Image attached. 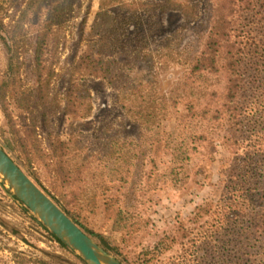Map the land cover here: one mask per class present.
Instances as JSON below:
<instances>
[{"label":"trees","instance_id":"trees-1","mask_svg":"<svg viewBox=\"0 0 264 264\" xmlns=\"http://www.w3.org/2000/svg\"><path fill=\"white\" fill-rule=\"evenodd\" d=\"M105 4L95 19L104 30L85 41L62 94L57 90L62 19L82 0H0L3 148L125 264L123 246L135 241V230L149 234L147 205L154 194L166 184L179 191L199 185L201 163L217 162L224 150L228 157L220 160L219 178L210 185L196 225L181 235L180 249L163 257L158 245L146 250L140 264H244L241 0ZM164 15L182 16L196 29L204 26L199 48L180 59L181 30L168 21L159 32L144 29L152 26L145 16L152 21ZM174 67L182 75L164 91L162 71ZM91 78L111 89L117 114L87 133L79 124L95 112ZM64 122L70 124L65 137ZM131 127L135 134L124 135L123 128ZM158 154L170 157L165 168Z\"/></svg>","mask_w":264,"mask_h":264},{"label":"rangeland","instance_id":"rangeland-1","mask_svg":"<svg viewBox=\"0 0 264 264\" xmlns=\"http://www.w3.org/2000/svg\"><path fill=\"white\" fill-rule=\"evenodd\" d=\"M106 9L105 0H82V6L71 16L62 19L64 25V38L62 43L61 77L57 83L59 93H66L70 83L72 66L79 59L82 48L87 39L94 38L104 30L103 25L95 23L97 13ZM178 17V18H177ZM176 19L166 16H145L146 22H151L150 28L161 31L165 21L169 27L181 30L179 38L178 57L183 59L185 51L197 50L201 44L204 26L187 23L182 16ZM148 25V23H147ZM159 25V27H157ZM198 25V24H197ZM156 26V27H154ZM153 27V28H152ZM150 29H147L148 31ZM5 61V56L0 49V65ZM182 75L178 67L162 71V90L168 91ZM95 98L94 115L82 121L79 126L87 132L93 133L104 124L116 118L117 108L113 102V92L100 80L88 79ZM1 116V112H0ZM124 135L135 134L134 128H123ZM63 137L70 131L69 122H64L62 127ZM228 157L222 150L217 155V162L206 159L201 163V183L189 191H179L172 184H166L154 194V200L148 202L147 207H152L153 220L149 234L145 235L139 229L135 230V241L123 246V257L126 264H140L146 250L154 249L160 245L163 257H170L180 249L179 241L186 229L193 228L198 219L200 208L208 196L211 183L219 178L220 160ZM161 168H165L170 157L158 154L156 157ZM151 201V200H150ZM173 236L177 242H174ZM94 239V238H93ZM98 242V240L94 239ZM0 264H87L78 254L69 247L62 246L24 204L12 197L0 183Z\"/></svg>","mask_w":264,"mask_h":264},{"label":"water","instance_id":"water-1","mask_svg":"<svg viewBox=\"0 0 264 264\" xmlns=\"http://www.w3.org/2000/svg\"><path fill=\"white\" fill-rule=\"evenodd\" d=\"M0 183L87 264H125L86 233L8 154L1 142Z\"/></svg>","mask_w":264,"mask_h":264},{"label":"flooded vegetation","instance_id":"flooded-vegetation-1","mask_svg":"<svg viewBox=\"0 0 264 264\" xmlns=\"http://www.w3.org/2000/svg\"><path fill=\"white\" fill-rule=\"evenodd\" d=\"M62 245V244H61Z\"/></svg>","mask_w":264,"mask_h":264}]
</instances>
